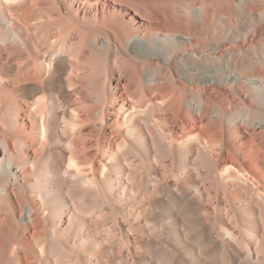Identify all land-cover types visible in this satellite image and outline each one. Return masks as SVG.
Wrapping results in <instances>:
<instances>
[{
    "label": "bare ground",
    "instance_id": "obj_1",
    "mask_svg": "<svg viewBox=\"0 0 264 264\" xmlns=\"http://www.w3.org/2000/svg\"><path fill=\"white\" fill-rule=\"evenodd\" d=\"M0 264H264V0H0Z\"/></svg>",
    "mask_w": 264,
    "mask_h": 264
}]
</instances>
